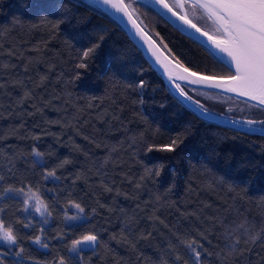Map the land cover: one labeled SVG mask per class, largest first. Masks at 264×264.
<instances>
[{"label":"trees","instance_id":"trees-1","mask_svg":"<svg viewBox=\"0 0 264 264\" xmlns=\"http://www.w3.org/2000/svg\"><path fill=\"white\" fill-rule=\"evenodd\" d=\"M129 1L172 58L198 72L234 74L149 4ZM68 2L0 0V175L4 187L38 185L51 213L43 225L26 218L20 198L0 202V214L6 223L16 222L25 252L40 264L60 256L75 264L71 241L95 229L101 243L95 250L82 247L83 264H173L169 245L202 233L200 243L211 254L203 264H264V134L202 117L121 25L89 0H71L74 18L53 29L48 22L55 23L58 6ZM100 35L105 38L89 68L78 69L82 50ZM139 79L146 87H129ZM182 87L211 111L264 125V109L255 102ZM178 133L184 143L176 154L140 150L141 137L167 143ZM33 147L43 161L37 162ZM65 159L70 163L56 170L60 179L45 180L42 173ZM161 164L159 177L146 176V169ZM68 201L85 209L82 219L66 222ZM238 225L248 233L233 232ZM122 229L135 248L111 239ZM229 233L239 242L234 250L226 247ZM38 235L47 248L33 242ZM251 235L260 237L255 244L247 242ZM0 251L7 253L8 246L0 243ZM177 252L191 264L182 246ZM13 259L6 255L4 264Z\"/></svg>","mask_w":264,"mask_h":264},{"label":"snow or ice","instance_id":"snow-or-ice-1","mask_svg":"<svg viewBox=\"0 0 264 264\" xmlns=\"http://www.w3.org/2000/svg\"><path fill=\"white\" fill-rule=\"evenodd\" d=\"M93 2L98 5L108 6V8H105V11H108L110 8L114 9L115 13L122 14L118 19L126 25H130V31L146 45V50L151 53V56L155 57V62L163 66V70L168 74V78L174 83L175 88L182 97L192 100V97L181 87V84L176 82L174 73L177 71L181 73L178 77L180 81H184L190 85H206L211 90L238 93L240 96L250 98L251 101L258 102L255 106L264 109V0H190V2L189 0H175L174 4L169 3V0H146L147 3L157 6L164 15L170 14L171 17L181 22L182 25L187 26V28L194 30L195 33L203 37H207L206 42H210L213 55L219 58V61L229 69L230 73L234 69V74H229L226 77L202 75L184 66L178 58H174V62L168 60L166 57L162 58L160 47L157 45L156 40L137 23L136 19H134V10H130V5L124 3V0H93ZM185 8L205 14L207 19L212 21L216 34L210 35L209 32L202 31L197 23H194L193 19L189 17L187 12L181 11V9ZM58 11L60 12V16L57 21L55 23L48 22L53 29L58 28L62 23L70 22L75 16L71 0L68 3L60 4ZM80 22L86 21L84 18H80L78 23ZM103 31H106V29H101V32ZM104 38L103 35L98 36L96 42L82 50L80 62L77 65L78 69L87 70L89 68L90 62L97 55ZM168 51L171 53V49H168ZM112 70L110 66L109 71ZM115 71H122V68L117 67ZM80 76L81 73L77 72L75 78L79 79ZM129 87L143 89L146 87V82L143 79H139L134 84L129 85ZM207 99H211V97ZM193 102L203 114H211V109L205 108L199 99ZM247 123L254 124L256 121H248ZM183 143L184 139L181 138L179 133L171 137L167 143L150 142L149 138L144 137H141L139 140L140 150L145 154H151L155 151L176 154ZM32 155L39 158L37 162L44 159V154L39 152L35 147L32 148ZM69 163L70 161L65 159L56 168L43 172L44 179L59 180L60 177L56 175L57 168H63ZM163 168L164 165L161 164L154 169H146V176L159 177ZM4 181L5 177L0 175V202L5 199L20 198L23 203V212L27 213L29 207H32L35 213H38L43 218V222L45 224L48 223V217L51 213L48 210V204L41 198V189L38 185L22 184L20 187H13L10 184L8 187H4ZM106 190L112 191L111 188H106ZM43 191L47 192V189ZM68 205L70 209L74 208L77 212L75 215H68L66 212L64 219L66 221L82 219L85 209L81 204L75 201H68ZM15 223V221L6 223L3 215L0 214V241L4 242L9 249L7 253L0 251V264H4V258L8 254L14 255L11 264H25L26 260L31 261V264H40L38 260L27 254L25 249L20 245L22 237H18V230H14L13 225ZM23 226L29 229L34 227L31 223L24 224ZM241 229H243L245 234L248 233V228L244 225H238L233 229V232L240 231ZM141 238L148 239L149 237L143 236ZM200 238L206 237L201 233L198 237L190 239L181 238L177 245L170 244L169 254L173 257V264H189V260L183 259L177 252V249L181 246L189 257L191 264H203L204 256L211 254L204 249L203 244L200 243ZM259 238L258 236L251 235L247 242L255 244ZM111 239L129 243L133 248L136 246L135 243L129 241L124 229L117 234H113ZM225 240L230 241L226 247H230L233 250L237 248L239 242L231 240V233L225 236ZM33 242L40 247H48V244L42 243L39 235L35 237ZM100 243L99 234L93 229L80 235L79 238L73 239L68 251L76 254L75 264H83L82 247L95 250ZM13 246H16L18 249L14 253L12 252ZM54 264H69V261L64 256H60Z\"/></svg>","mask_w":264,"mask_h":264},{"label":"water","instance_id":"water-1","mask_svg":"<svg viewBox=\"0 0 264 264\" xmlns=\"http://www.w3.org/2000/svg\"><path fill=\"white\" fill-rule=\"evenodd\" d=\"M90 2H92L93 4L97 5L99 8H101L105 13H107L110 17H112L114 20H116L120 25L121 27L128 33V35L130 36L131 39L134 40V42L141 48V50L143 51L145 57L148 59V61L156 68L158 69L162 75L164 76V78L166 79V81L168 82V84L170 85V87L172 88V90L184 101L186 102L191 108H193L197 113H199L202 117L204 118H207V119H210V120H214V121H217V122H220V123H224V124H228V125H232V126H235L237 128H240V129H244V130H249V131H255V132H259V133H263L264 134V125H260V124H257V123H254V124H249L247 123L248 121L242 119V118H234V117H230V116H227V115H224V114H220V113H217V112H214V111H211V114L210 115H205L203 114L199 108L197 107V105L193 102L195 101V99L192 97V100H188L184 97H182L180 94H179V91L175 88V85L174 83L168 78V74L163 70V66L158 64L157 62H155V57L151 56V53L149 51L146 50V45H144L136 36L133 35V32L130 31V25H126L125 23H123L120 19H118V17L122 16L121 13H115V10L114 9H110L108 11H105V8H108V6H102V5H98L96 3L93 2V0H89ZM144 2H146V0H142ZM124 3L125 0H124ZM147 3V2H146ZM149 4V3H147ZM151 7H153L157 12H159L166 20H168L171 24H173L176 28H178L179 30L185 32L186 34L194 37L195 39L199 40L200 42H202L204 45H206L208 48L211 49L210 47V42H206L207 41V37H203L201 36L200 34L198 33H195L194 30H191L189 28H187V26H184L182 25L181 22H179L178 20H176L174 17H171L170 14L168 15H164L159 9L157 6L155 5H152V4H149ZM131 10V9H130ZM182 11V10H181ZM184 12V11H182ZM126 19V18H124ZM134 19H136L137 23L140 24L141 27H143L145 29V27L141 24V22L138 20V18L135 16V13H134ZM195 23V22H194ZM199 27V26H198ZM201 28V27H200ZM202 31H205L203 28H201ZM145 31H147L145 29ZM148 32V31H147ZM210 34V33H209ZM150 35V34H149ZM211 35V34H210ZM151 36V35H150ZM153 38V37H152ZM154 39V38H153ZM155 40V39H154ZM157 42V41H156ZM157 45L160 47V52H161V55H162V58L166 57L168 60H171L174 62V58H172L169 54L166 53V51L160 46V44L157 42ZM212 50V49H211ZM185 66V65H184ZM187 67V66H186ZM192 70V69H191ZM192 71H195V70H192ZM198 72V71H197ZM201 73L202 75H211V74H206V73H202V72H199ZM181 73L180 72H175L174 73V78L176 79V82L177 83H180L181 84V87H182V84H186V85H189V86H198V87H203V88H207L209 89L206 85H190L188 83H185L184 81H180L178 79L179 75ZM211 76H217V77H226V76H221V75H211ZM216 91H220V92H223V93H227V92H224L223 90H216ZM228 94H232V95H235L237 97H241V98H244V99H247V100H250V98L248 97H243V96H240L238 93H228ZM189 95V94H188ZM251 101V100H250ZM252 102H255V101H252ZM255 103H258V102H255Z\"/></svg>","mask_w":264,"mask_h":264},{"label":"rangeland","instance_id":"rangeland-1","mask_svg":"<svg viewBox=\"0 0 264 264\" xmlns=\"http://www.w3.org/2000/svg\"><path fill=\"white\" fill-rule=\"evenodd\" d=\"M128 1L129 0H125V2H127L130 5V9L131 10H134V8L131 7V4H130L131 1H129V2ZM189 2H190V0H189ZM169 3H173L174 4L175 3V0H169ZM181 10L184 11V12H187V14L189 15V17L192 18L193 19V22L197 23V25L199 27L203 28L205 31L209 32L211 35H215L216 34L215 31H214V25H213L212 21L211 20H208L205 14H203L202 12H194V11H192L189 8H185V9H181ZM134 13H135V11H134ZM200 20H205L206 26L207 25L208 26L207 27H204V26L200 25L199 24V21ZM35 158L37 160H39L38 157H35ZM22 212H23V203H22ZM76 212H77L76 209H74V208H71L70 209V206L68 205V207H67V214L68 215H75ZM23 214L26 216L27 219L30 220V219L36 218L41 224L45 225V223L43 222V218H41L38 213H35L34 208L29 207V211L27 213L23 212ZM82 217H83V214H82ZM49 220H50V216L48 217V222H49ZM66 222L69 223V222H72V221H66ZM0 243L5 244L2 241H0Z\"/></svg>","mask_w":264,"mask_h":264}]
</instances>
